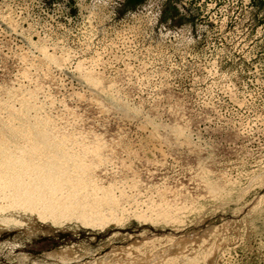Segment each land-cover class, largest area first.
<instances>
[{
  "label": "rangeland",
  "instance_id": "rangeland-1",
  "mask_svg": "<svg viewBox=\"0 0 264 264\" xmlns=\"http://www.w3.org/2000/svg\"><path fill=\"white\" fill-rule=\"evenodd\" d=\"M0 140V264H264V0H0Z\"/></svg>",
  "mask_w": 264,
  "mask_h": 264
},
{
  "label": "bare ground",
  "instance_id": "bare-ground-1",
  "mask_svg": "<svg viewBox=\"0 0 264 264\" xmlns=\"http://www.w3.org/2000/svg\"><path fill=\"white\" fill-rule=\"evenodd\" d=\"M2 142H3V140H0V171L6 172L8 169H10V166H12L13 162L16 164H17V162L13 161L14 160V158L12 157L13 155H8L5 152V149L2 148ZM25 152H27V150L22 151V154H24ZM16 156L19 159L18 165L26 168L30 172L32 171L31 173L28 172L27 174L33 175L32 168H34V167L38 168V165H34V164L31 165L30 162L25 160L24 157L21 159L20 157H22V156L18 153H16ZM8 166H9V168H8Z\"/></svg>",
  "mask_w": 264,
  "mask_h": 264
}]
</instances>
